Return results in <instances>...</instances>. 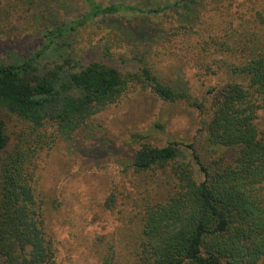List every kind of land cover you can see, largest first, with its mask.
I'll return each instance as SVG.
<instances>
[{
	"label": "trees",
	"instance_id": "trees-1",
	"mask_svg": "<svg viewBox=\"0 0 264 264\" xmlns=\"http://www.w3.org/2000/svg\"><path fill=\"white\" fill-rule=\"evenodd\" d=\"M199 1L141 8L84 0L89 10L81 23L124 10L157 16L175 8L183 15L173 34L185 35L191 28L183 23L185 16ZM255 21V29L233 44L236 60L226 62L230 79L208 87L202 98L160 82L147 66L123 71L92 61L39 72L35 61L48 45L30 58L0 61V264H58L39 186L43 155L137 86L164 101L196 107L206 147L226 149L210 162L194 143L143 141L135 150L128 166L150 179L131 209L137 263L264 264V131L258 122L264 111V15L258 12ZM73 28L50 30V42ZM198 42L205 57L212 55L211 45L224 46L211 33ZM200 63L212 70L210 63ZM6 116L18 119L16 128ZM114 199L112 194L107 205Z\"/></svg>",
	"mask_w": 264,
	"mask_h": 264
},
{
	"label": "rangeland",
	"instance_id": "rangeland-1",
	"mask_svg": "<svg viewBox=\"0 0 264 264\" xmlns=\"http://www.w3.org/2000/svg\"><path fill=\"white\" fill-rule=\"evenodd\" d=\"M95 1L145 8L176 0ZM195 8L183 21L191 27L187 34L174 35L183 15L175 8L157 16L124 10L81 23L89 10L84 0H0V61L30 58L48 45L36 58L39 72L57 64L68 68L92 61L123 71L147 66L160 82L202 98L208 87L230 79L226 62L236 60L233 44L246 30L255 29L256 14L264 15V0H200ZM66 25L74 28L50 42L48 32ZM209 33L223 40L224 46L211 45L213 53L205 57L198 40ZM202 60L216 72L201 65ZM6 119L11 128L19 124L14 117ZM258 122L264 131V111ZM201 128L196 107L185 101H164L150 88L137 86L73 139H58L43 155L39 179L58 264H107L108 260L138 264V233L131 209L150 188L146 183L150 179L128 166L134 152L143 141L157 146L194 143L210 162L226 149L206 147ZM112 194L115 199L109 206ZM155 194L152 189L150 195Z\"/></svg>",
	"mask_w": 264,
	"mask_h": 264
}]
</instances>
